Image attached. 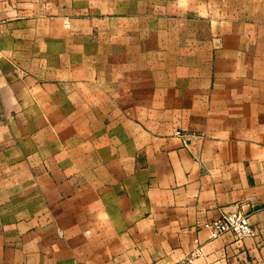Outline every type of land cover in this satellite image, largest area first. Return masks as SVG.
<instances>
[{
	"label": "rangeland",
	"instance_id": "374dc122",
	"mask_svg": "<svg viewBox=\"0 0 264 264\" xmlns=\"http://www.w3.org/2000/svg\"><path fill=\"white\" fill-rule=\"evenodd\" d=\"M12 2L22 12L9 18L36 21L14 27V43L0 42V117L8 121L7 143L17 149L12 177L20 185L13 187L12 216L14 224L43 216L50 244L55 217L68 222L73 205L82 216L84 196H100L120 178V142L127 151L132 139L123 136L134 120L165 109L141 102L159 104L170 93L179 99L187 93L182 84L212 82L227 68L256 77L260 60L251 52L260 44L246 37L264 30L250 25L264 0ZM85 230L79 224L73 238H84ZM62 239L59 257V250L38 252L39 260L37 252L14 256L25 264H63L69 251Z\"/></svg>",
	"mask_w": 264,
	"mask_h": 264
},
{
	"label": "crops",
	"instance_id": "0c3cea01",
	"mask_svg": "<svg viewBox=\"0 0 264 264\" xmlns=\"http://www.w3.org/2000/svg\"><path fill=\"white\" fill-rule=\"evenodd\" d=\"M262 9L259 19H250L252 27L264 28ZM15 11L21 13V6L0 0L2 43H14V27L36 23L9 18ZM246 42L260 44L251 52L260 60L255 78L227 68L212 82L182 84L187 93L179 99L170 93L159 104L140 103L165 109L134 120L123 136L132 139L127 151L120 142V178L116 175L100 196H84L82 216L73 205L68 222L55 217L52 244L46 242L43 216L14 224L17 149L7 143L8 121L0 117V264H25L14 251L37 252L39 260L38 252L59 250L54 254L59 257L63 236L69 251L63 264H264V30ZM236 213L249 217L255 236L242 242L232 233L212 238L205 224ZM83 222L84 238L77 240L72 232Z\"/></svg>",
	"mask_w": 264,
	"mask_h": 264
},
{
	"label": "built area",
	"instance_id": "2783aa9c",
	"mask_svg": "<svg viewBox=\"0 0 264 264\" xmlns=\"http://www.w3.org/2000/svg\"><path fill=\"white\" fill-rule=\"evenodd\" d=\"M205 227L209 230L212 238H217L224 233H232L239 242L246 238H252L256 234L249 217L243 213L210 221L205 224Z\"/></svg>",
	"mask_w": 264,
	"mask_h": 264
}]
</instances>
